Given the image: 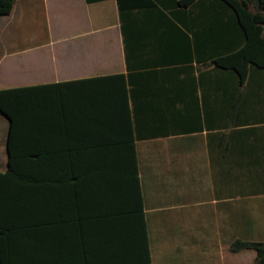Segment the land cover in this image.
<instances>
[{"label": "crops", "instance_id": "crops-1", "mask_svg": "<svg viewBox=\"0 0 264 264\" xmlns=\"http://www.w3.org/2000/svg\"><path fill=\"white\" fill-rule=\"evenodd\" d=\"M204 7L183 22L162 0H122V9L118 0H15L0 16V89L132 77L149 245L151 234L161 244L169 237L171 264H242L252 250L230 244L264 241V103L241 101L233 115L234 74L202 66L224 42Z\"/></svg>", "mask_w": 264, "mask_h": 264}, {"label": "trees", "instance_id": "trees-1", "mask_svg": "<svg viewBox=\"0 0 264 264\" xmlns=\"http://www.w3.org/2000/svg\"><path fill=\"white\" fill-rule=\"evenodd\" d=\"M162 1L176 6L183 22L199 20L196 7L204 5V16L220 26L210 31L223 47H211L202 66L234 74L233 115L241 101L264 103V0ZM14 3L0 0V16ZM131 78L119 73L0 89L7 120L0 264H152ZM246 250L256 254L251 264H264V241L230 244L231 252Z\"/></svg>", "mask_w": 264, "mask_h": 264}, {"label": "rangeland", "instance_id": "rangeland-1", "mask_svg": "<svg viewBox=\"0 0 264 264\" xmlns=\"http://www.w3.org/2000/svg\"><path fill=\"white\" fill-rule=\"evenodd\" d=\"M31 13L33 15L35 14H39L40 12V8L39 6H37V9H31ZM34 25L35 27L33 28L32 31L36 32V34H38L39 36L43 35V31L42 27H41V22H35L34 21ZM26 30L23 29V35L24 32ZM6 118L4 116H2L0 114V163H1V155L4 153V158H6V153H5V132H6ZM4 170V166L0 165V171ZM152 233V232H151ZM166 240H164L161 244V242L158 240H156L154 238V236L151 234L150 236V250H151V255H152V264H171L170 258H171V254L169 253V237L165 238ZM249 252V253H248ZM252 253L253 251H247L245 253L242 254V264L245 263V258L248 257V254ZM236 258H240L238 257L239 255H235ZM241 256V255H240ZM179 263V262H178ZM176 264V263H175Z\"/></svg>", "mask_w": 264, "mask_h": 264}]
</instances>
